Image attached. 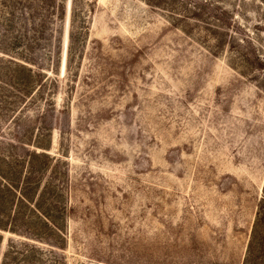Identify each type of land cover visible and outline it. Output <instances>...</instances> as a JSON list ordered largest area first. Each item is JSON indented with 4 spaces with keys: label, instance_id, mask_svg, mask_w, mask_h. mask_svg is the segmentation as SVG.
<instances>
[{
    "label": "rangeland",
    "instance_id": "obj_1",
    "mask_svg": "<svg viewBox=\"0 0 264 264\" xmlns=\"http://www.w3.org/2000/svg\"><path fill=\"white\" fill-rule=\"evenodd\" d=\"M0 264H264V0H0Z\"/></svg>",
    "mask_w": 264,
    "mask_h": 264
}]
</instances>
